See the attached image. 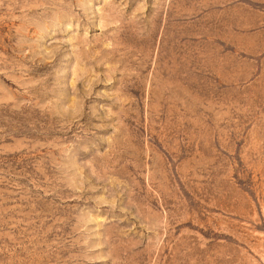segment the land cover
<instances>
[{"label":"rangeland","instance_id":"1","mask_svg":"<svg viewBox=\"0 0 264 264\" xmlns=\"http://www.w3.org/2000/svg\"><path fill=\"white\" fill-rule=\"evenodd\" d=\"M258 45L264 0H0V264H264Z\"/></svg>","mask_w":264,"mask_h":264},{"label":"crops","instance_id":"2","mask_svg":"<svg viewBox=\"0 0 264 264\" xmlns=\"http://www.w3.org/2000/svg\"><path fill=\"white\" fill-rule=\"evenodd\" d=\"M224 19V22L226 24H228L231 29H230V32L231 33H237L238 31H245V30H248L246 29L244 26L248 24L247 20L244 19V18H238L237 19V16H232V15H229V16H224L222 17ZM221 18V20H222ZM227 18V20H225ZM237 26H242V29L241 30H238L237 29ZM264 45H258L256 47H263Z\"/></svg>","mask_w":264,"mask_h":264}]
</instances>
